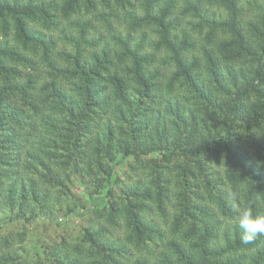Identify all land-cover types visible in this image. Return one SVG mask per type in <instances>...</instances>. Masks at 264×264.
I'll use <instances>...</instances> for the list:
<instances>
[{
    "label": "trees",
    "instance_id": "trees-1",
    "mask_svg": "<svg viewBox=\"0 0 264 264\" xmlns=\"http://www.w3.org/2000/svg\"><path fill=\"white\" fill-rule=\"evenodd\" d=\"M178 1L0 0V185L39 173L57 201L12 185L19 218L96 220L0 264H264V235L242 244L236 225L264 214V0H181L198 48ZM123 18L126 35H90Z\"/></svg>",
    "mask_w": 264,
    "mask_h": 264
},
{
    "label": "rangeland",
    "instance_id": "rangeland-1",
    "mask_svg": "<svg viewBox=\"0 0 264 264\" xmlns=\"http://www.w3.org/2000/svg\"><path fill=\"white\" fill-rule=\"evenodd\" d=\"M202 6L207 9L215 8L212 7V0H200ZM243 6L245 8L248 7V0L243 1ZM83 7H85L84 2L81 3ZM184 2L179 0L178 7L176 10V15L179 17L177 21V39L180 41L183 39V35L186 34L192 42H196L197 48L200 47V43L202 42V46H205L206 42L203 39V35H200L197 32L189 31V25L186 17L181 14L182 6ZM218 13L220 9L217 8ZM251 12L244 13L243 19L245 20V27L248 28L251 22ZM92 20L93 16L86 17ZM112 28L105 26L102 22H95V25L98 26L97 30H91L90 35L93 38L99 39L101 35L104 37L103 44L105 45L107 41H109V36L113 34H118V32H122V34L126 35L129 25V20L123 18L122 22L117 23L113 19L111 20ZM114 29V30H112ZM248 31V30H247ZM98 32V33H97ZM54 37L57 39L58 42H62V36L59 33L55 32ZM137 39V37H134ZM198 42V43H197ZM196 48V53L199 54L198 49ZM152 52V49L149 50V53ZM120 173L122 174V178L125 179V174H129V168L123 167L119 169ZM14 180L12 182H4L0 185V257L6 253L12 254L15 253L17 255H21L24 253H30V257L34 259L36 262L37 258L33 255L36 251L39 254L47 247L49 248L53 241L59 242L60 240L64 239L69 242L77 241L81 235V228L90 226L91 224L95 223V215L93 213H89L87 215L79 216H67L65 209L63 208L62 211L57 213V219L55 221H50L45 218H36L34 220H28L19 218V205L12 204L14 199L9 196L8 189L10 186L15 185L16 192L18 197L20 198L21 195L25 191V184L26 189L29 187L30 182L32 181L35 184V187L39 190V194L43 195L45 193V189L50 193V199L57 201L58 196V188H48L46 184L43 182L42 178H39V173L35 174L33 171L24 172L22 171L19 174L12 175ZM75 185V184H74ZM73 185V186H74ZM38 186V187H37ZM40 187V188H39ZM72 190V191H71ZM68 191L73 195L75 198L80 199L82 203L92 204L94 200H90L88 196L83 193V188L79 185L73 187V189H68ZM15 192V191H14ZM27 195V194H26ZM18 198V200H19ZM69 198V197H65ZM29 201L28 204L25 205L26 208L33 210L36 207V203L30 198H27ZM61 201L65 205V201L61 198ZM70 202V200H69ZM76 203H72L71 206H75ZM25 207H24V215H25ZM27 209V213L25 216L30 215V210ZM81 210V209H76ZM218 216L221 217V214ZM150 219H154L155 221H162V217L158 216V212L153 211L149 217ZM122 235V234H121ZM41 257V256H40Z\"/></svg>",
    "mask_w": 264,
    "mask_h": 264
},
{
    "label": "clouds",
    "instance_id": "clouds-1",
    "mask_svg": "<svg viewBox=\"0 0 264 264\" xmlns=\"http://www.w3.org/2000/svg\"><path fill=\"white\" fill-rule=\"evenodd\" d=\"M242 244H251L264 235V214L254 212L251 208L240 210L236 220Z\"/></svg>",
    "mask_w": 264,
    "mask_h": 264
}]
</instances>
